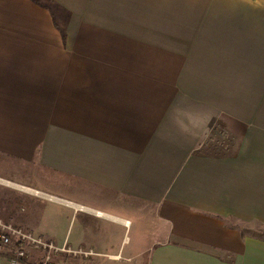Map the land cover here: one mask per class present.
I'll use <instances>...</instances> for the list:
<instances>
[{"label": "crops", "instance_id": "obj_1", "mask_svg": "<svg viewBox=\"0 0 264 264\" xmlns=\"http://www.w3.org/2000/svg\"><path fill=\"white\" fill-rule=\"evenodd\" d=\"M0 194L67 264H264V0H0Z\"/></svg>", "mask_w": 264, "mask_h": 264}, {"label": "rangeland", "instance_id": "obj_2", "mask_svg": "<svg viewBox=\"0 0 264 264\" xmlns=\"http://www.w3.org/2000/svg\"><path fill=\"white\" fill-rule=\"evenodd\" d=\"M8 178L12 180H16L18 182H30V180L26 179L25 175H7ZM10 176V177H9ZM33 186H37L36 188H40L41 190H46L50 193L57 194L60 196H64L67 198H71L70 194H64V191L55 190L54 188H47L46 186L38 185L37 183ZM24 196L19 194L15 195H7V194H0V222L3 224L11 225L16 229L22 230L23 233L31 234L33 237H38L40 239L45 240L49 239L54 245L59 244L56 242L57 240H62L65 236L69 237V242L72 238V230H73V222L74 217L72 212L67 209H63L54 204H49L47 202L42 201L41 203L38 200L33 199L34 201L40 203L43 207H41V212H44V217L40 220V224L37 216L39 210V206L32 204L25 201ZM46 209H43L45 208ZM129 220H134L133 218L129 217ZM76 224V223H75ZM76 226V225H75ZM247 230L250 229L254 231L257 236H260V232L264 228L262 226H246ZM120 236L122 238H126L130 241L133 240L134 235V227L131 230H121ZM263 238L264 236L261 235ZM43 237V238H42ZM125 243V242H124ZM125 245V244H123ZM13 247L2 248V253L0 252V264L2 261L6 262L5 254H9L14 251ZM27 253L30 255V263L31 264H38L43 258L44 253L36 250L32 247L25 246ZM67 248V247H66ZM127 246H124L126 249ZM51 260L54 264H67L70 263L71 255L72 254H61L60 252H52ZM63 255H65L63 257Z\"/></svg>", "mask_w": 264, "mask_h": 264}, {"label": "built area", "instance_id": "obj_3", "mask_svg": "<svg viewBox=\"0 0 264 264\" xmlns=\"http://www.w3.org/2000/svg\"><path fill=\"white\" fill-rule=\"evenodd\" d=\"M15 247L14 251L7 254L5 264H31L30 255L25 246L32 247L44 253L38 264H54L51 260L52 252L74 254L70 249L58 248L52 242L33 237L31 234L23 233L11 225L0 222V252L2 248Z\"/></svg>", "mask_w": 264, "mask_h": 264}]
</instances>
